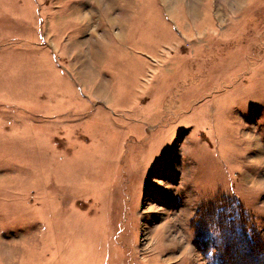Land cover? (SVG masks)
Segmentation results:
<instances>
[{
	"label": "rangeland",
	"instance_id": "374dc122",
	"mask_svg": "<svg viewBox=\"0 0 264 264\" xmlns=\"http://www.w3.org/2000/svg\"><path fill=\"white\" fill-rule=\"evenodd\" d=\"M218 207L264 246V0H0V264H220Z\"/></svg>",
	"mask_w": 264,
	"mask_h": 264
},
{
	"label": "trees",
	"instance_id": "16d2710c",
	"mask_svg": "<svg viewBox=\"0 0 264 264\" xmlns=\"http://www.w3.org/2000/svg\"><path fill=\"white\" fill-rule=\"evenodd\" d=\"M241 214L230 207L215 208L206 217L198 214L194 221V230L200 247L205 250L212 246L218 250L222 256L220 264H237V260L233 258L234 250L241 247L246 252L239 264H253L252 253L261 250L260 264H264V246L250 236V230L244 227L246 221Z\"/></svg>",
	"mask_w": 264,
	"mask_h": 264
}]
</instances>
